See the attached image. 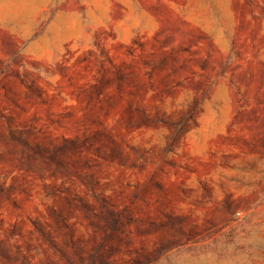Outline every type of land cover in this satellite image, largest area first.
I'll list each match as a JSON object with an SVG mask.
<instances>
[{
  "label": "rangeland",
  "instance_id": "1",
  "mask_svg": "<svg viewBox=\"0 0 264 264\" xmlns=\"http://www.w3.org/2000/svg\"><path fill=\"white\" fill-rule=\"evenodd\" d=\"M0 264H264V0H0Z\"/></svg>",
  "mask_w": 264,
  "mask_h": 264
}]
</instances>
